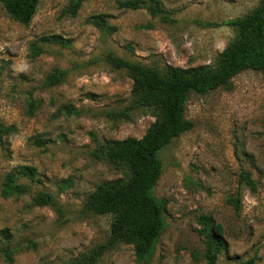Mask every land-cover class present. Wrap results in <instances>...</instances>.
I'll list each match as a JSON object with an SVG mask.
<instances>
[{
    "label": "rangeland",
    "instance_id": "obj_1",
    "mask_svg": "<svg viewBox=\"0 0 264 264\" xmlns=\"http://www.w3.org/2000/svg\"><path fill=\"white\" fill-rule=\"evenodd\" d=\"M118 1L84 0L71 16L70 0H40L28 25L0 3V125L15 126L0 145V264H64L107 241L112 216L88 210L85 201L100 182L122 173L98 146L140 138L156 118L141 109L114 116L130 103L133 81L111 67L107 55L160 70L214 65L236 37L230 21L260 2L161 0L165 13L153 16L145 7L120 8ZM99 13L108 15L113 33L91 23ZM53 34L70 39V46L42 40ZM34 44L43 51L36 55ZM56 68L67 70L64 81L47 85ZM186 115L194 126L159 153L163 172L153 195L164 206L165 228L151 257L139 260L132 244L120 242L94 264H209L202 216L221 224L227 242L214 264L252 256L264 264V73L246 70L227 86L190 93ZM21 165L37 170L34 179L21 180L28 191L3 197L4 175ZM40 191L52 193L55 203L35 204ZM5 228L9 238L1 234ZM5 250L13 251L12 261Z\"/></svg>",
    "mask_w": 264,
    "mask_h": 264
},
{
    "label": "trees",
    "instance_id": "obj_2",
    "mask_svg": "<svg viewBox=\"0 0 264 264\" xmlns=\"http://www.w3.org/2000/svg\"><path fill=\"white\" fill-rule=\"evenodd\" d=\"M84 0H70L66 13L76 15ZM6 13L14 20L28 25L33 19L40 0H0ZM118 6L124 9L145 7L153 16L164 15L161 0H119ZM105 13L91 16V23L105 34L113 33ZM236 29V37L218 55L214 65L202 64L191 67L169 65L164 70L149 66L141 61H132L109 53L106 61L111 67L126 70L133 81L130 103L114 116L128 118L132 109L151 110L155 121L140 138L128 136L123 139H110L98 146V152L121 171L122 176L100 182L86 198L85 206L97 214L112 216L110 234L106 242L96 246L88 253L80 254L64 264H94L99 256L113 245L125 242L132 244L139 260H148L156 242L165 228L164 206L153 195L163 172L159 153L175 138L191 129L194 122L186 115V102L190 93H207L227 86L239 73L254 70L264 73V0L248 13L230 21ZM42 40L70 46L71 40L59 34L45 35ZM39 54L43 48L32 45ZM66 69L56 68L45 82L55 85L64 81ZM31 101L30 114L35 110ZM112 114V115H113ZM15 130V126L0 125V145L4 136ZM42 144L43 140L36 138ZM37 170L33 166L21 165L7 172L1 183V195L5 198L19 197L28 191L22 178L34 179ZM245 183L256 189L255 181L248 174H242ZM38 205L54 204V195L40 191L34 196ZM236 209L240 207L237 199L231 200ZM203 227L206 258L214 264L218 255L226 248L223 228L209 216L200 218ZM2 236L9 238L5 228ZM12 250H5L9 261L14 259ZM256 257L237 259L235 264H255Z\"/></svg>",
    "mask_w": 264,
    "mask_h": 264
}]
</instances>
